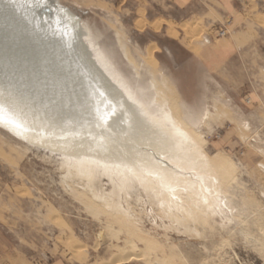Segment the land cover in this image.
Wrapping results in <instances>:
<instances>
[{
  "label": "rangeland",
  "instance_id": "374dc122",
  "mask_svg": "<svg viewBox=\"0 0 264 264\" xmlns=\"http://www.w3.org/2000/svg\"><path fill=\"white\" fill-rule=\"evenodd\" d=\"M55 1L76 17L87 53L105 54L118 76L107 75L126 97L131 91L143 103L151 90L198 136L200 152L227 169L224 186L214 187L221 208L194 211L186 195L166 205L164 191L147 189L130 168L114 164L108 174L114 156L82 177L72 167L77 159L98 156L54 152L0 126V264H264V106L261 121L254 114L264 88H238L243 75H226L231 86L222 75L214 83L190 55L204 44L199 24L151 27L136 0ZM177 13L167 7L165 15ZM206 111L198 126L187 119Z\"/></svg>",
  "mask_w": 264,
  "mask_h": 264
},
{
  "label": "bare ground",
  "instance_id": "6f19581e",
  "mask_svg": "<svg viewBox=\"0 0 264 264\" xmlns=\"http://www.w3.org/2000/svg\"><path fill=\"white\" fill-rule=\"evenodd\" d=\"M57 6L42 0H0V126L54 152L98 156L77 159L72 167L82 177L101 166L98 160L114 156V163L103 168L107 173L114 164L128 167L147 189L161 188L165 204L186 195L194 211L206 208L216 213L214 206L220 203L213 198L214 187L224 186L227 169L222 173L220 161L200 152L198 136L151 90H143V103L134 100L131 91L126 97L107 75L113 77L116 71L105 54L87 53L76 18ZM207 111L201 118L188 114L187 119L198 126ZM123 126L124 133L117 131ZM194 172L196 178L191 176ZM192 211L184 213L192 216Z\"/></svg>",
  "mask_w": 264,
  "mask_h": 264
},
{
  "label": "crops",
  "instance_id": "0c3cea01",
  "mask_svg": "<svg viewBox=\"0 0 264 264\" xmlns=\"http://www.w3.org/2000/svg\"><path fill=\"white\" fill-rule=\"evenodd\" d=\"M97 1L103 3L101 0ZM136 1L138 3L133 2L136 12L151 13V19L148 20L151 27L157 22L163 24L162 28L166 30L169 22H179L180 26L187 23L199 24L202 27L205 31L204 44L200 42L199 50L196 53L190 51V55L213 82L218 79L217 76L222 75L223 85L228 83L231 86L234 84L225 81L226 75L229 79L230 76L243 75L247 79L237 83L238 88L244 85L254 91L264 88V80L261 78L264 76V0ZM167 7L177 11V15H165ZM228 21H232L231 33L227 37L218 38L217 31ZM179 32L180 35L183 32L181 27ZM257 98L261 97L258 95ZM258 99L254 100L257 119L260 118V107L264 106V101Z\"/></svg>",
  "mask_w": 264,
  "mask_h": 264
},
{
  "label": "built area",
  "instance_id": "2783aa9c",
  "mask_svg": "<svg viewBox=\"0 0 264 264\" xmlns=\"http://www.w3.org/2000/svg\"><path fill=\"white\" fill-rule=\"evenodd\" d=\"M232 21L226 22L218 31L217 35L219 37H227L231 33Z\"/></svg>",
  "mask_w": 264,
  "mask_h": 264
},
{
  "label": "water",
  "instance_id": "95a60500",
  "mask_svg": "<svg viewBox=\"0 0 264 264\" xmlns=\"http://www.w3.org/2000/svg\"><path fill=\"white\" fill-rule=\"evenodd\" d=\"M42 1H44V2H50L52 5H53V7L55 8V9H57L58 8V3H57V1H55V0H42ZM43 3V2H42ZM41 5V4H40ZM34 11H36V12H38L37 10H35L34 9ZM52 21H54V22H56L57 20H52ZM53 23V22H52Z\"/></svg>",
  "mask_w": 264,
  "mask_h": 264
},
{
  "label": "flooded vegetation",
  "instance_id": "af4514ba",
  "mask_svg": "<svg viewBox=\"0 0 264 264\" xmlns=\"http://www.w3.org/2000/svg\"><path fill=\"white\" fill-rule=\"evenodd\" d=\"M73 16V15H72ZM73 17H75V16H73ZM76 18V17H75ZM77 20V19H76ZM77 22V21H76ZM77 25H78V23H77ZM78 34H79V40L82 42V39H81V32H80V28L78 27ZM83 43V42H82ZM85 46V45H84ZM86 48V47H85Z\"/></svg>",
  "mask_w": 264,
  "mask_h": 264
}]
</instances>
